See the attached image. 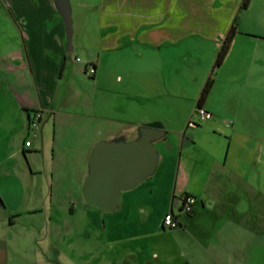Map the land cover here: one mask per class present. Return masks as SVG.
<instances>
[{"label":"crops","instance_id":"obj_1","mask_svg":"<svg viewBox=\"0 0 264 264\" xmlns=\"http://www.w3.org/2000/svg\"><path fill=\"white\" fill-rule=\"evenodd\" d=\"M242 2L69 0V41L55 0H0V149L32 172L17 193L1 177L0 205L47 209L40 227L80 264H264V0ZM152 121L165 129L155 171L116 208L86 203L95 143ZM184 193L197 198L188 213Z\"/></svg>","mask_w":264,"mask_h":264},{"label":"water","instance_id":"obj_2","mask_svg":"<svg viewBox=\"0 0 264 264\" xmlns=\"http://www.w3.org/2000/svg\"><path fill=\"white\" fill-rule=\"evenodd\" d=\"M71 39L69 0H55ZM159 121L143 123L132 139L115 137L97 141L88 159V173L82 185L86 203L102 209L117 207L121 192L131 189L156 169L159 151L154 142L164 136Z\"/></svg>","mask_w":264,"mask_h":264},{"label":"rangeland","instance_id":"obj_3","mask_svg":"<svg viewBox=\"0 0 264 264\" xmlns=\"http://www.w3.org/2000/svg\"><path fill=\"white\" fill-rule=\"evenodd\" d=\"M9 153L8 147L0 149V160L5 158L0 164V179L5 178L3 189L17 193L19 184L16 180L23 178V183H30L31 165L25 157L19 163L17 159H10ZM38 176L46 182L44 171ZM55 199L63 202L67 198ZM47 212V209H43L32 214H18L0 205V264H80L78 260H71L67 253L63 254L66 238L56 231L40 227L39 220L45 221Z\"/></svg>","mask_w":264,"mask_h":264},{"label":"built area","instance_id":"obj_4","mask_svg":"<svg viewBox=\"0 0 264 264\" xmlns=\"http://www.w3.org/2000/svg\"><path fill=\"white\" fill-rule=\"evenodd\" d=\"M77 59H80V57H76ZM95 71V66L91 63L88 64L86 67V72L89 75H92ZM197 112L201 119H206L211 117L212 112L210 110L205 109L202 106L197 107ZM42 117V112L40 110H37L34 112L33 116L29 120V125L31 128H35L39 125L40 119ZM25 145L29 146L31 145V140L29 138L25 139ZM196 196L192 193H184L182 196V203H181V210L184 212H191L193 209V205L196 202ZM180 224V221L175 216L174 212L167 211L162 216V225L168 228L176 227Z\"/></svg>","mask_w":264,"mask_h":264},{"label":"trees","instance_id":"obj_5","mask_svg":"<svg viewBox=\"0 0 264 264\" xmlns=\"http://www.w3.org/2000/svg\"><path fill=\"white\" fill-rule=\"evenodd\" d=\"M248 3V0H243L242 2V6H245L247 5ZM232 35H233V29L231 28L229 30V32L227 33L226 37L224 38L223 40V43L217 53V56H216V59H215V65H218L219 63H221V61L223 60V57L228 49V46H229V43L231 41V38H232ZM212 82H213V77L211 75L208 76L203 88H202V91L200 93V96H199V105L201 104V102L205 99V97L207 96L208 92H209V89L212 85Z\"/></svg>","mask_w":264,"mask_h":264}]
</instances>
